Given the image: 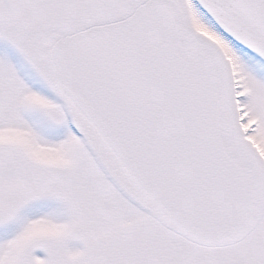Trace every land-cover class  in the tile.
<instances>
[{"label": "snow or ice", "instance_id": "1", "mask_svg": "<svg viewBox=\"0 0 264 264\" xmlns=\"http://www.w3.org/2000/svg\"><path fill=\"white\" fill-rule=\"evenodd\" d=\"M0 264H264V0H0Z\"/></svg>", "mask_w": 264, "mask_h": 264}]
</instances>
